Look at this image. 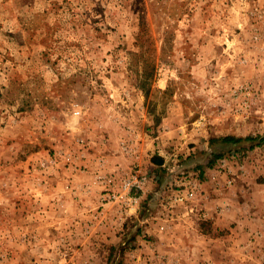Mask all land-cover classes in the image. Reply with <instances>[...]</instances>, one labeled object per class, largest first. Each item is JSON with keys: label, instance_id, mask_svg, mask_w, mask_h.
<instances>
[{"label": "rangeland", "instance_id": "374dc122", "mask_svg": "<svg viewBox=\"0 0 264 264\" xmlns=\"http://www.w3.org/2000/svg\"><path fill=\"white\" fill-rule=\"evenodd\" d=\"M0 264H264V0H0Z\"/></svg>", "mask_w": 264, "mask_h": 264}, {"label": "built area", "instance_id": "2783aa9c", "mask_svg": "<svg viewBox=\"0 0 264 264\" xmlns=\"http://www.w3.org/2000/svg\"><path fill=\"white\" fill-rule=\"evenodd\" d=\"M79 114L80 111H77V115ZM129 176L130 177L125 179V181L122 183V188L118 192H115V179L107 178L104 181V184L110 188L108 199L124 201L126 203H129V205H132L134 202H138V198L136 197L135 193L144 192L148 178L141 171H136ZM188 200V196L179 195L176 197L175 202L184 205L189 202Z\"/></svg>", "mask_w": 264, "mask_h": 264}, {"label": "trees", "instance_id": "16d2710c", "mask_svg": "<svg viewBox=\"0 0 264 264\" xmlns=\"http://www.w3.org/2000/svg\"><path fill=\"white\" fill-rule=\"evenodd\" d=\"M241 142L242 139H236L234 137H225L224 138V142H227V143H238V142Z\"/></svg>", "mask_w": 264, "mask_h": 264}, {"label": "crops", "instance_id": "0c3cea01", "mask_svg": "<svg viewBox=\"0 0 264 264\" xmlns=\"http://www.w3.org/2000/svg\"><path fill=\"white\" fill-rule=\"evenodd\" d=\"M143 219V218H142ZM148 221V220H147ZM167 237L169 238V239H171L172 241H171V243H173V245L175 246V244H174V240H175V238H176V233L174 232V231H169L168 233H167Z\"/></svg>", "mask_w": 264, "mask_h": 264}]
</instances>
